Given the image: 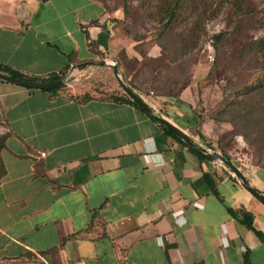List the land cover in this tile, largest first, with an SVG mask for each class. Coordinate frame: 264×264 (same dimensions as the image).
<instances>
[{"label": "crops", "instance_id": "crops-1", "mask_svg": "<svg viewBox=\"0 0 264 264\" xmlns=\"http://www.w3.org/2000/svg\"><path fill=\"white\" fill-rule=\"evenodd\" d=\"M115 37L97 0H0V62L70 75L55 92L0 81V264H264V241L227 210L245 207L264 234V205L218 160L200 161L131 103L77 100L91 86L69 81L112 69L115 41L127 48ZM112 77L106 90L121 93ZM190 86L140 96L206 146ZM238 161L264 195V167Z\"/></svg>", "mask_w": 264, "mask_h": 264}, {"label": "rangeland", "instance_id": "rangeland-1", "mask_svg": "<svg viewBox=\"0 0 264 264\" xmlns=\"http://www.w3.org/2000/svg\"><path fill=\"white\" fill-rule=\"evenodd\" d=\"M97 1L104 7L106 20H108L109 25L115 31V38L125 39V43L129 49L123 47V44H119L116 40V53L113 57L115 61L113 63L116 62L118 64V60H123L120 51H123L130 59H142L141 55L134 49L135 42L127 33V26L131 27L137 33L146 35L141 47L143 49L145 48L144 50L148 52V55L155 56L159 53L160 46L157 43L166 45L164 41L155 38V36L157 37V33L155 32L157 22L149 16V14H153V11L158 9V5L161 3L160 0H130L127 6H129L131 11L127 13L123 9L122 0ZM210 2H213L212 10L220 8V11L212 19L205 22V35L202 33L196 44L186 53H184L181 44L175 48L167 46L165 53L167 59L171 60V58L176 57L179 63H181V67L178 68L176 65L175 68L167 70L166 66H162V73H168L167 75L177 84L189 79L188 87L193 79H197L191 83L192 86H190V89L195 95V109L200 113L201 131L204 132L206 137L212 140L209 144L215 147L217 146L218 149L224 147V150L235 165L239 162L238 159L243 161L246 158L250 159V161H260L264 165V137H262V133L259 131L260 125L256 124L260 123L258 119L261 114H258V119L253 116L255 124H251L250 129L246 130L247 136L244 137L235 132V126L232 123L233 119L226 112V110L229 111L233 107L229 106L230 104H225L224 100L227 97L228 100H232L236 98V95H242L246 87L251 88L253 86L252 79L264 80V75H253L258 70L260 63L249 56H242L241 53L242 49H245V46L243 47L245 42H249L263 34L264 22L255 13L252 15L243 14L240 19H236L234 15V1L223 2L222 0H210ZM243 6L263 7L264 0H246ZM192 13L193 10L191 7H187L181 12L182 21L175 26V32H181L179 36L186 37L188 35L184 30L188 28ZM224 30L233 32L218 44L217 49L213 46L214 59L213 61H209L205 55L206 50H204V45L207 39L213 34ZM175 36L177 37L178 34ZM152 42L157 43L149 45ZM119 46L121 47L119 48ZM126 50L128 53L125 52ZM215 64L216 67L214 70H211ZM118 66L120 68L123 65L118 64ZM125 67L126 69H135L141 67V65L131 61ZM110 68H100V75L96 72L94 75L88 77L87 75L90 72L88 69L90 67L83 70L78 68V74L74 76L76 80L69 82L72 84L75 83L73 87L76 88L91 86V88L98 91L105 90L109 83L114 80V77H112L113 71ZM199 69L201 70L200 72H198ZM210 70L211 74L209 77H206ZM162 73H160V69H154V71H147L145 73L146 79H150L151 76L157 79L154 82V87L150 85L151 82L148 84L144 83L145 86L143 85L145 87L144 89L149 91L147 93L150 96H152L151 92L161 91L156 87H160L166 79L167 75ZM172 79L169 85L170 88L174 82ZM145 95L143 94L142 96Z\"/></svg>", "mask_w": 264, "mask_h": 264}, {"label": "trees", "instance_id": "trees-1", "mask_svg": "<svg viewBox=\"0 0 264 264\" xmlns=\"http://www.w3.org/2000/svg\"><path fill=\"white\" fill-rule=\"evenodd\" d=\"M130 0H122L123 2V9L127 12L131 11L129 8L128 2ZM161 3L158 5V9L156 11H153V14H149V16L157 22V27L155 29V32L157 33L156 39L162 40L166 43V45L159 44L157 42H152L149 45L156 44L160 46V51L157 55L151 56L148 55V52L144 50L141 47V44L143 43V40L146 38V35L140 34L132 30L131 27L127 26L126 31L133 39L134 43V49L141 55L142 59H130L123 51H120V54L123 57V60H118L119 65L121 66V75L124 80V82L139 96L142 94L149 95V91H146L143 87L144 83L148 84L151 82L150 85L154 87V82L157 81V79L154 76H151L150 79H146L145 73L147 71H154V69H160V73H162V66H166L167 70H170L172 68H175L177 65L178 68L181 67V63L176 59V57L171 58V60H168L165 53L167 46H170L172 48H175L177 45L181 44L182 48L184 49V53H186L192 46H194L197 42V40L201 37V34L203 33L205 35L204 30V24L207 20L212 19V17L216 16L218 12L220 11V8L217 10H212V3L210 0H160ZM223 2H231L234 1V15L236 19H240L241 15L247 14H258V16L263 20L264 22V6L259 7H245L243 4L246 2V0H222ZM187 7H191L193 10L192 18H190V21L188 23V28H186V31L188 35L186 37L179 36L181 32L176 33L175 32V26L179 22L182 21V15L181 12L184 11ZM233 31H220L218 33L213 34L210 38L213 40V46L217 49L218 44L221 43L225 38H227L229 35L232 34ZM178 34L176 37L175 35ZM183 34V33H182ZM145 37V38H144ZM208 38L207 40H209ZM90 43V42H89ZM245 46V49H242V56H249L255 61H257L259 64L258 70L253 75H264V32L261 36L249 41L245 42L243 44V47ZM183 54V53H182ZM135 62L141 65V67L130 69L125 67V65L129 64L130 62ZM167 62V63H166ZM216 67V64L213 65V68L211 70H214ZM211 70L208 72L206 77H209L211 74ZM145 73H144V72ZM0 73L26 79V80H57L60 78H63L65 75V72H62L58 75L50 76L49 78H35L30 77L27 75L22 74L20 71H18L16 68L3 64L0 62ZM164 74V73H162ZM168 73H165L164 75H167ZM171 77L169 75L166 76L165 81L159 88L161 91H154L151 92V95L153 97H160V96H171L176 97L178 96L179 92L183 90L187 85L189 84V79L185 80V82H179L178 84L174 81L173 85H171V88L169 87ZM251 82H253V86L251 88H247L245 92L242 95H236L235 99L228 100V97L225 100V104H230L229 106H232L233 108L229 111L226 110V112L229 113V115L232 117V123L234 124V130L237 134H241L244 137L247 136L246 130L250 129L251 124H255L254 118L258 116L260 113V117L258 121L260 123H256L260 125V130L262 133V137H264V80H254L252 79ZM181 83V84H180ZM145 86V85H144ZM165 89H167L165 91ZM58 88L50 89L47 91L55 92ZM90 91H87L81 95H78L76 98L78 101H87L89 99L98 97L97 94L100 96V98L113 100L116 102H127L131 103L138 109L145 112L143 107L139 105L137 102H135L132 98H130L123 90L121 93H117L114 91H108V90H96V92L91 91V87L89 89ZM94 90V88H92ZM93 92V93H91ZM238 92V91H237ZM168 103L165 102V105ZM231 108V107H230ZM254 116V118H253ZM155 120L156 118L153 117ZM240 121V123H239ZM159 123V121H158ZM201 125V119L198 120L197 126ZM159 126L163 130V132L174 139L180 146L187 148L190 150L200 161H206L207 159L203 158L199 154H197L195 151H193L190 147L186 145V143L181 140L178 135L165 126L162 123H159ZM199 135H201L200 131H198ZM197 147L200 149L209 152L208 149H211L213 153H220L219 155L226 159L230 160L229 155L224 150V147H218L212 146L211 144L206 146H201L196 144ZM221 146V145H220ZM232 162V161H231ZM252 163L255 165H259L261 167H264L260 161H254L252 160ZM229 168V167H228ZM227 170V169H225ZM228 171V170H227ZM205 179L209 185V188L213 192V194L217 197H219V191H218V182L219 178L216 175L215 172L209 171L205 172L204 174ZM233 179L237 180V178L233 175H229ZM229 213L238 220L241 224H243L247 229L254 232V234L264 241V234L257 230L254 227L253 220L254 216L252 212L247 210L245 207L241 206L239 208H232L228 207L227 209Z\"/></svg>", "mask_w": 264, "mask_h": 264}, {"label": "water", "instance_id": "water-1", "mask_svg": "<svg viewBox=\"0 0 264 264\" xmlns=\"http://www.w3.org/2000/svg\"><path fill=\"white\" fill-rule=\"evenodd\" d=\"M95 64L104 65L106 64L105 60H99L94 61ZM112 69L114 71V75L116 76V79L123 89V91L132 98L135 102H137L139 105L143 107V109L152 117H155L157 120H159L160 123L164 124L171 130H173L178 137L183 140L188 147H190L193 151H195L197 154L202 156L203 158L207 160H218L219 162L224 163L229 169L234 173V176L238 179L239 183L249 192L251 195L256 198L258 201H260L264 205V195L260 194L252 185H250L248 179L242 174L240 169L232 163L230 160H226L222 158L218 153H210L206 152L199 147L196 146L194 141L185 134L182 130L162 118L161 116H158L154 113L152 108L145 102V100L139 96L137 93H135L121 78L120 76V70L118 68V64L114 63L112 65ZM0 81H6L13 84L23 85L28 88H34V89H43V90H50L54 88H58L62 86L65 83L64 78H60L57 80H26L21 78L12 77L3 73H0Z\"/></svg>", "mask_w": 264, "mask_h": 264}, {"label": "built area", "instance_id": "built-area-1", "mask_svg": "<svg viewBox=\"0 0 264 264\" xmlns=\"http://www.w3.org/2000/svg\"><path fill=\"white\" fill-rule=\"evenodd\" d=\"M204 50H206V56H207V59L209 61H213L214 59V49H213V40L210 38L209 40L206 41L205 45H204ZM65 79V83L66 81L70 78V75L69 74H65V76L63 77ZM211 149H208V151L210 153H213L212 151H210ZM41 156H44L45 153H40ZM221 165L223 166L224 169H227L228 172L234 176V173L222 162H220Z\"/></svg>", "mask_w": 264, "mask_h": 264}]
</instances>
